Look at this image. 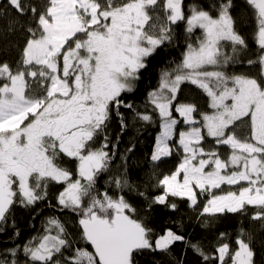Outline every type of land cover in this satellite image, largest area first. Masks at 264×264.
<instances>
[{
	"label": "snow or ice",
	"instance_id": "obj_1",
	"mask_svg": "<svg viewBox=\"0 0 264 264\" xmlns=\"http://www.w3.org/2000/svg\"><path fill=\"white\" fill-rule=\"evenodd\" d=\"M181 38L141 111L133 94ZM127 114L159 129L146 180L135 144L112 171ZM178 201L202 227L240 223L211 249L155 228ZM42 203L55 213L0 264H264V0H0V234Z\"/></svg>",
	"mask_w": 264,
	"mask_h": 264
},
{
	"label": "trees",
	"instance_id": "obj_2",
	"mask_svg": "<svg viewBox=\"0 0 264 264\" xmlns=\"http://www.w3.org/2000/svg\"><path fill=\"white\" fill-rule=\"evenodd\" d=\"M191 2V0H189ZM184 41L181 38L177 45L170 49H165L164 53L161 54L159 60L161 62L156 64V67L152 73L149 74L147 80L144 83L138 85V91L133 94V101L138 106L140 110L143 111V105L147 98V92L152 88H155L158 84L160 78V71L166 67H169L171 61L178 63L181 59V54L184 51ZM253 47L255 45L253 44ZM174 67V64H171ZM128 116V128L122 134L118 148L117 157L114 160L112 171L115 173L119 170L120 165L123 161L120 159V154L124 153L127 147L135 144L134 154H129V159L127 161L129 165L130 175L134 180H146L150 173V164L147 159L150 153L155 136L158 134L159 129L150 125L144 124L142 121H133L131 114ZM119 133V124L114 119L111 127V135L115 137ZM115 142V140L113 141ZM175 161H173V164ZM166 167H172V164ZM107 179L105 175L100 183L103 185L104 181ZM60 190L59 185H54L50 189V198L52 202L55 203V195ZM180 204V209L175 213H166L163 211L154 214V227L158 230L163 227H180L182 232L186 237L192 241H201L204 246L211 249L214 244L216 235L221 231H227L229 233L234 232L240 223V218L238 215L230 214L226 218L218 220L212 227L205 228L202 227L200 222L196 218V213L189 209L184 202L178 201ZM55 213V209L47 207L46 203H42L38 206L36 211H29L22 208H17L15 212V227L19 230V236L13 234V228L11 225L8 227L7 231L0 234V252L5 249L11 248L16 244L25 243L31 236L35 235L38 230L42 228L44 220L46 217ZM59 214V213H56ZM68 219L67 216L64 217ZM261 234H258V250H259V239ZM184 251L182 245H177L174 249L173 255H180ZM171 257L161 256L156 254L155 261H159V264H169ZM186 264H199L196 256L193 255L191 251H188L185 256ZM151 258H149L146 264H155ZM145 264V262H142Z\"/></svg>",
	"mask_w": 264,
	"mask_h": 264
}]
</instances>
